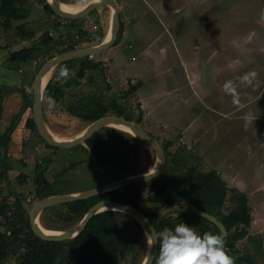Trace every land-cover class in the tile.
Masks as SVG:
<instances>
[{"label": "rangeland", "instance_id": "rangeland-1", "mask_svg": "<svg viewBox=\"0 0 264 264\" xmlns=\"http://www.w3.org/2000/svg\"><path fill=\"white\" fill-rule=\"evenodd\" d=\"M87 1L68 0L80 5ZM117 2L123 27L119 41L102 53L87 56L101 63L105 74L94 72L95 83L84 79L82 85L71 88L68 94L78 99L91 96L97 90L105 94L106 99L116 98L133 119L131 123L156 137L163 147H168L166 165L158 175L163 182H169L176 171V158L185 157L188 166L200 163L204 171L216 169L230 187L246 193L253 222L249 236L243 240L241 247L252 253L258 264H264V0ZM32 8L33 13L27 20L28 28L36 31L32 40L21 42L14 29L7 33L0 29V44L7 48H0L1 72L10 51H20L36 44L47 30L44 22L54 17L46 16L47 13L41 6ZM97 15L99 23L94 18L87 19L85 16L78 19H81L83 29L92 37L103 33L106 38L113 10L106 6L100 7ZM14 24L16 26L17 23ZM51 31L55 33L54 30ZM69 39L66 36L58 48L47 54L41 52L31 62L21 64L17 70L3 72L11 78V87L18 90L9 94L8 100L6 99L0 115V133L6 131L13 116L23 105L24 97L20 89H24L27 94H35L39 73L45 65L43 62L61 54L58 51L67 45L66 41ZM170 45H179V48ZM94 46L96 45L85 41L81 42L79 49ZM148 46L150 49H147ZM164 47L167 50L160 51ZM185 70L194 80L193 85L191 84L193 88L187 86L189 82ZM249 73L256 74L252 83H242V78ZM73 75L69 74L67 78ZM6 83L0 78L1 85L9 86ZM103 83L109 84L111 91L106 93L107 86L102 87ZM177 85L181 86V90ZM229 85L235 89L238 103H234L233 93L228 90ZM135 86L139 88L133 93L131 90ZM168 87L173 90L169 94L166 92ZM175 89L179 91H174ZM155 91L160 99L153 98L152 92ZM49 100L54 101L53 107H49ZM140 100L145 104H140ZM218 101L222 102V106ZM68 105L67 99L61 102L44 100L45 121L49 129L63 139L77 136L90 125L70 115ZM142 105L146 110L141 108ZM213 105H219L220 109L216 111ZM26 113L22 121L34 117V106ZM249 113L255 118L252 123L244 120ZM25 128L24 123H20L14 132L15 136H19L23 131L20 139L12 136L10 163H14V170L10 171L13 173L10 177L12 180L5 185L4 194L10 196V201H14L17 196L24 200L26 210L31 213L33 205L38 201L30 195L36 189V166L47 155L51 156L53 151L45 148L37 134ZM102 129L118 135L125 132L110 126ZM23 135L25 138H22ZM25 140H29L27 146L23 144ZM139 145L137 159L121 170H115L110 165L102 167L93 156L81 149H63L60 154H53L59 161L58 169L57 164L50 165L47 177L54 179V174L60 168L67 171L71 169V165L80 163L78 168L59 175L57 190L80 192L125 176L145 173L156 165L157 154L142 141ZM22 171L29 180L20 187L16 177ZM139 192L141 197L146 198L154 190L144 185ZM181 207L183 206L168 207L162 215L177 216ZM68 211L69 208L63 206L47 210L40 217L41 224L56 231L71 229L77 224L67 225L64 217ZM147 249L139 250L136 259L134 253L128 254L121 264H142ZM15 263L14 257L6 264Z\"/></svg>", "mask_w": 264, "mask_h": 264}, {"label": "trees", "instance_id": "trees-1", "mask_svg": "<svg viewBox=\"0 0 264 264\" xmlns=\"http://www.w3.org/2000/svg\"><path fill=\"white\" fill-rule=\"evenodd\" d=\"M62 2L70 3L68 0H62ZM36 6L43 7L47 13L46 16L54 17L44 22L47 30L38 38L36 44L20 51H10L9 58L1 67L3 72L17 70L21 64L31 62L41 52L50 53L63 44L61 41L66 36L70 39L66 41L65 47L60 48L59 53L77 50L81 42L85 41L98 46L106 39L103 33L98 37H92L88 31L83 29L81 19L57 13L48 0H0V29L2 28L6 33L14 29L21 42L32 40L36 36V31L28 28L27 20L33 13L32 7L36 8ZM99 8L90 11L85 18H94V21L99 23L100 19L97 15ZM14 23H17L16 26ZM122 32L123 27L118 33L116 43ZM55 34H58L57 38ZM0 48L7 49L1 44ZM46 62L47 60L43 63ZM62 68H67L69 74L74 75L70 78L60 77ZM96 71L102 75L105 74L102 64L95 62L92 57H83L60 64L45 90L44 100L54 99L61 102L67 99L69 101L68 113L85 124H92L109 115H116L133 122V119L127 115L126 108L120 105L114 97L106 99L105 94L97 90L91 93V96L78 99L68 94L71 88L82 85L84 79L95 83L94 72ZM104 85L107 86L106 93L111 91L109 84L103 83L102 87H105ZM138 88V86L133 87L131 92H136ZM16 90H18L16 87L0 84V115L3 113L8 95ZM20 91L24 97L23 105L13 116L6 131L0 133V264H6L14 257L16 258L15 264H121L128 254L133 253L136 259L139 250L147 249L145 232L137 220L124 212H102L90 220L80 236L70 240H54L34 231L30 223V213L23 203L24 200L22 201L17 196L14 201H10V196L4 194L5 185L12 180L9 173L14 170V163H10L12 136L20 126L26 111L33 108L35 102V94H27L24 89ZM1 119L0 117V123ZM25 122L26 129L37 134L44 142L45 148L52 150L55 155L60 154L63 149L77 151L81 149L82 152L93 156L102 167L110 165L115 170H121L132 164L140 153V141L126 132L118 135L101 129L84 143L63 148L50 144L41 136L34 117H29ZM27 141L29 140L23 141L24 146H27ZM164 148L165 151L168 150L167 146ZM53 154L47 155L36 166L34 181L36 189L30 193L35 201L62 193H73L57 191L59 190V175L78 168L80 163L71 165L73 168L69 167L71 169L68 168L67 171L60 168L61 171L58 170V173L54 174V179H48L50 165L57 164L56 169H58L59 161ZM186 161L185 157L176 158V171L169 182H163L157 176L148 181L127 185L122 189L90 199L50 207L43 214L59 206L68 207L69 211L64 217L67 225H76L97 203L115 201V203L131 205L143 212L154 225L156 232L164 228L174 230L177 224L183 222L194 227L201 236L206 232L214 235L222 234L218 226L210 219L200 217L184 207H181L182 210L177 216L162 215L168 207L188 203L223 221L229 231V236L225 241L226 249L228 254L234 258L235 264H258L256 257L241 247L243 240L249 236V229L253 222L248 195L237 188L230 187L216 169L204 171L200 163L197 166H188ZM16 180L22 187L29 177L22 171ZM144 185L154 190L146 198L141 197L139 192L140 187Z\"/></svg>", "mask_w": 264, "mask_h": 264}, {"label": "water", "instance_id": "water-1", "mask_svg": "<svg viewBox=\"0 0 264 264\" xmlns=\"http://www.w3.org/2000/svg\"><path fill=\"white\" fill-rule=\"evenodd\" d=\"M60 2H61L60 0H48L50 6L57 13L70 18H79L85 16L93 9L99 7L106 6L112 8L113 31L112 33H110L111 37L108 42L103 41L98 46L63 52L51 58L45 63L38 76V80L35 88V102H34L35 123L41 136L52 145L67 148L76 144L84 143L87 139H89V137H91L97 131L101 130L104 127H108L112 125V127L116 126L127 130V132H129L135 138L147 144L148 146L152 147L157 154V163L151 170L146 171L145 173L125 176L90 190L73 192L69 194H59L47 198H42L36 201L32 207L30 213V219H31L30 223L32 224L34 231L43 237L51 238L54 240H70L80 236L87 228L90 220H92L98 214L105 211H120L130 215L131 217H133V219L137 220V222L142 226L145 233L148 232L149 234L154 235V232H156L155 227L152 224V222L146 218L143 212H141L140 210H138L137 208L131 205H127L119 202L115 203V201H101L97 203L87 212V214L83 217L80 223H78L76 226L66 231H55V233H46L44 230L45 228H42L43 225L41 224L40 217L47 208L58 206L61 204L71 203L78 200L90 199L108 192L122 189L127 185L148 181L150 179L157 177L166 165V151L162 143L156 137L149 135L139 127L135 126L133 123L120 117L105 116L103 118H100L96 122L86 127V129L83 132L70 139H63V138L59 139L53 136V134L51 133L49 126L47 125L44 117V94L50 82L48 81L47 84L45 85V80L47 79V76L49 74H52L54 69H56V67H58L60 64L64 62L77 60L87 56H93L111 48L118 39L119 36L118 33L121 30V24H122L121 16H120V8L117 0H92L86 5H84L81 10L75 12H71L63 9ZM182 206L189 208L200 217H204L208 220L210 219L211 222H213L218 226L225 241L227 240L229 236V231L222 220H220L215 216L210 215L209 213L200 210L198 207L192 204L184 203ZM149 252H151L152 254V258L150 260H149ZM157 252H158V243L152 245L148 244L147 254L142 264H154L155 256Z\"/></svg>", "mask_w": 264, "mask_h": 264}, {"label": "clouds", "instance_id": "clouds-1", "mask_svg": "<svg viewBox=\"0 0 264 264\" xmlns=\"http://www.w3.org/2000/svg\"><path fill=\"white\" fill-rule=\"evenodd\" d=\"M69 70L62 68L60 77H67ZM255 73L246 74L242 78V83H252ZM230 92L233 93L234 103H238L235 97V89L229 85ZM54 106V101L49 100V107ZM252 114H246V123L254 121ZM10 234V233H9ZM145 239L149 245H159L158 253L155 256V264H235V260L228 254L225 239L222 234L214 235L206 232L202 236L198 234L194 227L185 223H179L172 228H164L160 232L153 234L145 233ZM152 258L149 252V260Z\"/></svg>", "mask_w": 264, "mask_h": 264}, {"label": "crops", "instance_id": "crops-1", "mask_svg": "<svg viewBox=\"0 0 264 264\" xmlns=\"http://www.w3.org/2000/svg\"><path fill=\"white\" fill-rule=\"evenodd\" d=\"M110 26H112V23H111ZM109 29H110V28H109ZM170 46H173L174 48H177L179 45H170ZM178 48H179V47H178ZM147 49H150V47L148 46ZM152 49H153V48H152ZM156 49H157V48H155V49H153V50H156ZM163 49H164V50H163ZM162 50H163V51H166L167 48H166V47L161 48L160 51H162ZM160 51H159V52H160ZM157 53H158V52H157ZM224 63H225V61H224ZM223 65H224V64H223ZM223 67H224V66H223ZM185 72H186V74H187V76H186V77H187V81L189 82V83H187V86H190L191 88H193L192 85H193V83H194V80H193L192 76H191V77L188 76V73H189V72L187 73L186 70H185ZM0 78H1L3 81H6V82H7V83H6L7 85L11 86L10 83H9V81H11V78H10L6 73H3V72L0 71ZM191 84H192V85H191ZM4 85H5V84H4ZM177 87L181 90V86H180V85H177ZM177 87H176V88H177ZM137 91H138V90H137ZM171 91H173V90H170L169 87H168V89H167L166 92H167V94H169ZM174 91H179V90H178V89H175ZM219 91H220V90H219ZM163 92H164V91H163ZM152 93H153V94H152L153 98L155 97L156 100H157V99H160V98H159L160 96L157 95V91H155V93H154V92H152ZM222 96H223V95H222ZM217 103L220 104V105L222 106V102H219V101H218ZM140 104H145V103H144L143 100H140ZM213 106H214V105H213ZM214 107H215V110H216V111H218V110L220 109V106H219V105H218V106H214ZM145 110H146V107H145ZM26 114H27V113H26ZM24 118H27V117H24ZM28 118H29V117H28ZM25 121H26V120L24 119V120L21 122V125H22L23 123H24V125H25V123H26ZM25 130H26V128H25ZM21 132L23 133L22 130H21ZM21 132H20L19 136H15V134H13V135H14V139H18V138L20 139V135L22 134ZM24 134H25V133H24ZM23 137L25 138V135H23L22 138H23ZM14 142H16V141L14 140ZM12 174H13V173L10 172V173H9V176L11 177Z\"/></svg>", "mask_w": 264, "mask_h": 264}, {"label": "bare ground", "instance_id": "bare-ground-1", "mask_svg": "<svg viewBox=\"0 0 264 264\" xmlns=\"http://www.w3.org/2000/svg\"><path fill=\"white\" fill-rule=\"evenodd\" d=\"M90 1L92 0H88L85 4L83 5H80V4H76V3H65V2H60L61 6L63 7V9L67 10V11H71V12H75V11H79L83 8L84 5H86L87 3H89ZM112 23V26H110V29H109V32H108V35L106 37V39L104 41L108 42L110 37H111V34L112 31H113V21H111ZM52 78V74H49L47 76V79L45 80V85L47 84L48 81H50ZM112 127V125L110 126ZM113 128H116V129H121L125 132H127V130L123 129V128H119V127H116V126H113ZM51 133L53 134V136L57 137V138H61L57 133L53 132L52 130H50ZM129 133V132H127ZM42 228H45V227H42ZM46 233H55L56 230H51V229H48V228H45L44 229Z\"/></svg>", "mask_w": 264, "mask_h": 264}, {"label": "built area", "instance_id": "built-area-1", "mask_svg": "<svg viewBox=\"0 0 264 264\" xmlns=\"http://www.w3.org/2000/svg\"><path fill=\"white\" fill-rule=\"evenodd\" d=\"M141 108L145 109L144 105H142Z\"/></svg>", "mask_w": 264, "mask_h": 264}]
</instances>
